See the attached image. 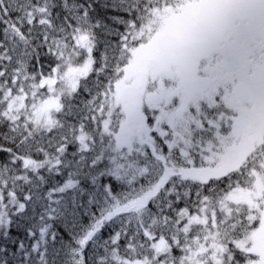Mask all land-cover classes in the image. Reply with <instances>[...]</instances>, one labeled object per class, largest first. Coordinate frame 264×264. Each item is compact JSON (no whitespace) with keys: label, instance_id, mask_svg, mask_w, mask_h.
<instances>
[{"label":"snow or ice","instance_id":"obj_1","mask_svg":"<svg viewBox=\"0 0 264 264\" xmlns=\"http://www.w3.org/2000/svg\"><path fill=\"white\" fill-rule=\"evenodd\" d=\"M0 264H264V0H0Z\"/></svg>","mask_w":264,"mask_h":264}]
</instances>
